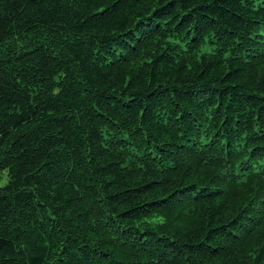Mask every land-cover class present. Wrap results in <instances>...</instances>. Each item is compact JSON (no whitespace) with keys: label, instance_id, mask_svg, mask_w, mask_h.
Returning <instances> with one entry per match:
<instances>
[{"label":"trees","instance_id":"trees-1","mask_svg":"<svg viewBox=\"0 0 264 264\" xmlns=\"http://www.w3.org/2000/svg\"><path fill=\"white\" fill-rule=\"evenodd\" d=\"M0 264H264V0H0Z\"/></svg>","mask_w":264,"mask_h":264},{"label":"rangeland","instance_id":"rangeland-1","mask_svg":"<svg viewBox=\"0 0 264 264\" xmlns=\"http://www.w3.org/2000/svg\"><path fill=\"white\" fill-rule=\"evenodd\" d=\"M6 174L5 173H1L0 174V185H3L6 182Z\"/></svg>","mask_w":264,"mask_h":264}]
</instances>
